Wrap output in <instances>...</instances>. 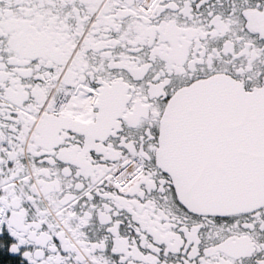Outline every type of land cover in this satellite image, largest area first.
Returning a JSON list of instances; mask_svg holds the SVG:
<instances>
[{
    "label": "flooded vegetation",
    "instance_id": "af4514ba",
    "mask_svg": "<svg viewBox=\"0 0 264 264\" xmlns=\"http://www.w3.org/2000/svg\"><path fill=\"white\" fill-rule=\"evenodd\" d=\"M217 75L264 89V0H0V264H264V205L196 213L158 162Z\"/></svg>",
    "mask_w": 264,
    "mask_h": 264
},
{
    "label": "water",
    "instance_id": "95a60500",
    "mask_svg": "<svg viewBox=\"0 0 264 264\" xmlns=\"http://www.w3.org/2000/svg\"><path fill=\"white\" fill-rule=\"evenodd\" d=\"M158 162L181 201L201 214L264 205V89L225 75L178 92L165 109Z\"/></svg>",
    "mask_w": 264,
    "mask_h": 264
},
{
    "label": "built area",
    "instance_id": "2783aa9c",
    "mask_svg": "<svg viewBox=\"0 0 264 264\" xmlns=\"http://www.w3.org/2000/svg\"><path fill=\"white\" fill-rule=\"evenodd\" d=\"M144 7H146V4H143V8H144ZM90 89L93 91L92 88H90ZM92 98H93L92 96H90V97L88 96V99H92ZM58 221H59V220H58ZM59 222H60V221H59Z\"/></svg>",
    "mask_w": 264,
    "mask_h": 264
},
{
    "label": "bare ground",
    "instance_id": "6f19581e",
    "mask_svg": "<svg viewBox=\"0 0 264 264\" xmlns=\"http://www.w3.org/2000/svg\"><path fill=\"white\" fill-rule=\"evenodd\" d=\"M73 97H74V96H73ZM73 97H72V98H73ZM80 99H81V98H80ZM88 101H89V100H88ZM88 103H89V102H88ZM89 104H90V103H89Z\"/></svg>",
    "mask_w": 264,
    "mask_h": 264
}]
</instances>
